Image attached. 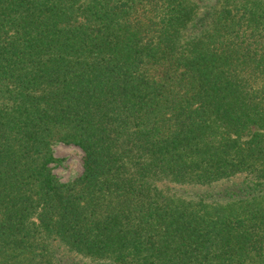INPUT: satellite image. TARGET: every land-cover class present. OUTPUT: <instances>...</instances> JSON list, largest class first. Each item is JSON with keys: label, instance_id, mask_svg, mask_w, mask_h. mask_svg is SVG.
Returning a JSON list of instances; mask_svg holds the SVG:
<instances>
[{"label": "trees", "instance_id": "16d2710c", "mask_svg": "<svg viewBox=\"0 0 264 264\" xmlns=\"http://www.w3.org/2000/svg\"><path fill=\"white\" fill-rule=\"evenodd\" d=\"M0 264H264V0H0Z\"/></svg>", "mask_w": 264, "mask_h": 264}, {"label": "rangeland", "instance_id": "374dc122", "mask_svg": "<svg viewBox=\"0 0 264 264\" xmlns=\"http://www.w3.org/2000/svg\"><path fill=\"white\" fill-rule=\"evenodd\" d=\"M51 148L54 157L61 159V161L52 165L53 173L62 182L76 179L82 172V151L73 144L61 142L54 143ZM80 260L82 259L75 258V261Z\"/></svg>", "mask_w": 264, "mask_h": 264}]
</instances>
